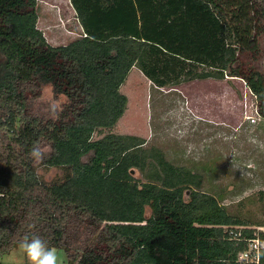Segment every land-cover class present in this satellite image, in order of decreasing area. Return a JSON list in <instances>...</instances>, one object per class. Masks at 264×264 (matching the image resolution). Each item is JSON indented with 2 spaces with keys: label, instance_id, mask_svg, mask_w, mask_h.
I'll return each mask as SVG.
<instances>
[{
  "label": "trees",
  "instance_id": "16d2710c",
  "mask_svg": "<svg viewBox=\"0 0 264 264\" xmlns=\"http://www.w3.org/2000/svg\"><path fill=\"white\" fill-rule=\"evenodd\" d=\"M70 2L83 33L54 46L38 0H0V255L38 235L67 264H238L255 225L162 148L130 136L105 172L79 159L124 114L133 68L157 88L240 78L264 104V72L241 60L261 50L264 0ZM45 86L67 98L52 117L33 108ZM33 146L50 147L39 164Z\"/></svg>",
  "mask_w": 264,
  "mask_h": 264
},
{
  "label": "rangeland",
  "instance_id": "374dc122",
  "mask_svg": "<svg viewBox=\"0 0 264 264\" xmlns=\"http://www.w3.org/2000/svg\"><path fill=\"white\" fill-rule=\"evenodd\" d=\"M38 28L54 46L67 45L83 30L70 0H38ZM261 50L241 56L244 64L264 72V41ZM0 56V61H1ZM127 97L124 114L111 128L98 130L79 165L105 172L130 136L163 149L169 161L187 167L203 178V191L216 197L228 212L250 224L264 226V104L245 81L227 77L205 79L174 88L155 87L133 68L121 87ZM37 113L52 117L67 102L55 97L50 86L34 101ZM44 153L50 147H42ZM39 164V163H37ZM39 173L47 182L63 176L60 169ZM135 177L144 180L139 172ZM147 216L151 215L146 208ZM60 264L66 255L51 248ZM0 264H29L21 244L0 255Z\"/></svg>",
  "mask_w": 264,
  "mask_h": 264
},
{
  "label": "clouds",
  "instance_id": "9594fccd",
  "mask_svg": "<svg viewBox=\"0 0 264 264\" xmlns=\"http://www.w3.org/2000/svg\"><path fill=\"white\" fill-rule=\"evenodd\" d=\"M29 155L34 162L40 163L44 159L45 153L40 147L33 146ZM21 248L29 264H60L55 250L49 248L44 239L38 235H34L31 238L25 237Z\"/></svg>",
  "mask_w": 264,
  "mask_h": 264
},
{
  "label": "built area",
  "instance_id": "2783aa9c",
  "mask_svg": "<svg viewBox=\"0 0 264 264\" xmlns=\"http://www.w3.org/2000/svg\"><path fill=\"white\" fill-rule=\"evenodd\" d=\"M264 226L258 227L255 230V236L252 239H247L248 249L238 255V264H260L261 252L264 249ZM235 237H241V234H236Z\"/></svg>",
  "mask_w": 264,
  "mask_h": 264
},
{
  "label": "crops",
  "instance_id": "0c3cea01",
  "mask_svg": "<svg viewBox=\"0 0 264 264\" xmlns=\"http://www.w3.org/2000/svg\"><path fill=\"white\" fill-rule=\"evenodd\" d=\"M262 227V226H261ZM255 228H257V226H255Z\"/></svg>",
  "mask_w": 264,
  "mask_h": 264
}]
</instances>
